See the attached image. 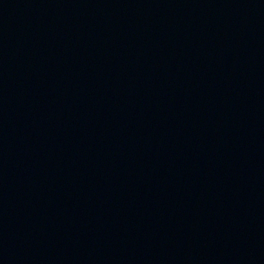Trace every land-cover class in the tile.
Returning <instances> with one entry per match:
<instances>
[{
    "label": "water",
    "instance_id": "95a60500",
    "mask_svg": "<svg viewBox=\"0 0 264 264\" xmlns=\"http://www.w3.org/2000/svg\"><path fill=\"white\" fill-rule=\"evenodd\" d=\"M0 264H264V0H0Z\"/></svg>",
    "mask_w": 264,
    "mask_h": 264
}]
</instances>
